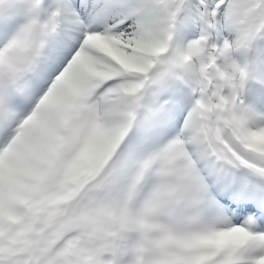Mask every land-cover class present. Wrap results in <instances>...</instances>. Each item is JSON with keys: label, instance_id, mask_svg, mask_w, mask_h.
Segmentation results:
<instances>
[{"label": "snow or ice", "instance_id": "snow-or-ice-1", "mask_svg": "<svg viewBox=\"0 0 264 264\" xmlns=\"http://www.w3.org/2000/svg\"><path fill=\"white\" fill-rule=\"evenodd\" d=\"M0 264H264V0H0Z\"/></svg>", "mask_w": 264, "mask_h": 264}]
</instances>
